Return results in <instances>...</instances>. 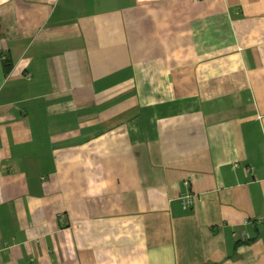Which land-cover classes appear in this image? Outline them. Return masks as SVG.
<instances>
[{
  "label": "crops",
  "instance_id": "crops-1",
  "mask_svg": "<svg viewBox=\"0 0 264 264\" xmlns=\"http://www.w3.org/2000/svg\"><path fill=\"white\" fill-rule=\"evenodd\" d=\"M0 264H264V0H0Z\"/></svg>",
  "mask_w": 264,
  "mask_h": 264
},
{
  "label": "built area",
  "instance_id": "built-area-1",
  "mask_svg": "<svg viewBox=\"0 0 264 264\" xmlns=\"http://www.w3.org/2000/svg\"><path fill=\"white\" fill-rule=\"evenodd\" d=\"M194 202V197L192 195H186L183 197V204L187 207L189 205H192Z\"/></svg>",
  "mask_w": 264,
  "mask_h": 264
}]
</instances>
